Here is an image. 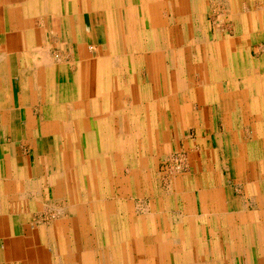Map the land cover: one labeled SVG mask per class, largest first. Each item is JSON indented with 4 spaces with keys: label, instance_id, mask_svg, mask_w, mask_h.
I'll use <instances>...</instances> for the list:
<instances>
[{
    "label": "bare ground",
    "instance_id": "1",
    "mask_svg": "<svg viewBox=\"0 0 264 264\" xmlns=\"http://www.w3.org/2000/svg\"><path fill=\"white\" fill-rule=\"evenodd\" d=\"M121 1L42 0L41 4L37 2L43 12V29L41 31L34 29L36 16H31L30 19L33 21L29 19L31 27L27 31L24 30L25 50L18 51V57L23 61L20 63L17 76L18 89L16 86L15 89L23 102L15 111L26 121L28 128L34 123H39L40 132L53 135L58 144L56 147L59 151L60 167L56 171H51L46 164L45 173L41 178L51 180L56 185L60 196L68 198V207L77 212L78 218L90 221L93 215L96 216V212H102L101 209L95 211L92 209V195L97 194L98 180L107 177L105 180L110 188L115 173L114 164L119 161L117 157L131 159L129 162L133 164L135 172H138L136 170L139 165L142 168L151 165L144 157L156 149L158 125L151 120L149 110L162 108L163 104L164 107L174 109L177 107L174 96L177 92L184 91L190 98L192 84L184 79L186 74L190 80L193 71L199 72L202 81L196 89L203 95L202 100L207 101L212 95H216L213 97L214 102L226 104L229 102L228 109L233 107L232 102L242 94L237 86L224 87L220 78L234 80L235 75L243 78L247 83L248 89L245 90L247 93L250 88L258 87L256 75L258 66L256 60L248 55L250 51L248 36L250 32H255L264 24V0H217V4L218 2L222 4L219 23L213 25L209 22L204 25L205 32H202V38L195 37L196 25L190 21L191 15L194 16L195 9L200 6L199 0L169 1V19H165L164 14L159 12L165 7L164 0ZM92 14L96 17L102 14L103 17L98 23H105L106 37L101 50L97 47L92 48L90 27ZM176 23L183 24V28L189 33L183 31L178 33L180 29H176L178 28ZM196 27L203 30L200 25ZM38 33L39 37L43 36V45H38L40 40ZM200 44L208 51L202 56L204 65L197 66L189 60L183 65L181 61H187L188 51ZM8 52L2 50L0 46V119L5 122L9 117L8 110H13H10L9 103H14L15 95L14 92L8 100L2 93V88L8 80L15 82L12 75L6 73L5 59ZM262 57L258 62L260 69L264 67V56ZM225 62L228 63V67L225 66ZM210 63L215 64L216 68L210 70ZM161 93L168 95H163L162 98V95H158ZM235 110L234 106L233 111ZM12 114L16 117V114ZM256 122L254 128L258 125ZM254 130L255 135L257 129ZM9 146L0 142V157L3 160L0 167V238L4 239L7 246L6 255L9 256L10 262L8 264H11L12 257L15 259L13 261H20V264H75L79 259L85 261L84 264H92V257L86 256L89 252L74 249L71 239L62 241L61 247L57 249L49 250L45 245H38L40 249L48 250L50 254L48 262H44L42 257L30 256L29 249H25V253L14 251L15 255L11 254V249H14L12 247L24 239L13 235L10 227L12 216L16 212H21L23 219L28 218L25 210H19L21 205L17 203L19 202L17 198H20V202L29 200L32 196L38 198L36 189L40 182L37 181L39 178H32L27 174L15 175L9 170L6 171V161L11 169L17 159L9 164L7 159L9 156L4 155V152L10 154L9 150L12 151ZM139 155H142V158ZM175 164L177 167L183 166L178 160ZM18 183H22V187L18 188ZM97 204L96 208L102 204L105 206V212L103 211L99 217L100 221H107L106 215L115 212V203L109 200L103 203L97 201ZM120 206L123 209L126 205L121 203ZM71 224L74 227L72 231H76V223ZM67 226L69 227V224ZM1 228L5 233L1 234ZM136 232H140L138 227ZM53 236L54 233L51 231V240L48 237L47 244L49 242L51 244ZM162 243L157 242L156 246ZM159 248L160 246L156 249Z\"/></svg>",
    "mask_w": 264,
    "mask_h": 264
},
{
    "label": "rangeland",
    "instance_id": "2",
    "mask_svg": "<svg viewBox=\"0 0 264 264\" xmlns=\"http://www.w3.org/2000/svg\"><path fill=\"white\" fill-rule=\"evenodd\" d=\"M33 1L35 3L37 0ZM39 1L41 4L42 0ZM169 1L171 2L164 0L165 7L159 11L164 14L165 19H169ZM199 1L200 6L190 18L191 24L203 27L201 30L194 26L196 38L203 37L204 25L209 22L218 25L222 6L219 2L217 4V0ZM40 7L32 4L31 9L36 11L40 10ZM102 17V14H98L97 17L92 14L90 24L92 48L97 47L100 50L106 37L105 23H98ZM176 24H178L176 29H180L178 33L181 31L189 33L185 31L183 24ZM220 26L222 28V25ZM260 28H264V24L250 37V51L247 52L256 60L258 66L257 88H250L247 93L245 91L248 89L247 83L243 78L236 75L233 76L234 80L220 78L224 87L237 86L242 94L232 102L233 107L228 109L229 102L228 104L214 102L213 97L216 95H212L209 101L202 100L203 95L196 89L202 81L199 72L193 71L190 80L186 74L184 79L192 84L190 98L184 91L177 92L174 95L177 107L174 109L164 107L162 103V108L149 110L148 115L158 125L156 149L149 154L145 153L147 156L144 157L152 166L142 168L139 165L136 170L138 172H135L133 164L129 162L131 159L117 157L120 162L114 164L115 173L110 188L105 180L107 177L98 180L96 188L99 192L96 191L97 194L92 195V209L94 211L101 209L105 212L103 204L96 208L97 201L101 203L113 201L115 212L106 215L107 221H100L102 212H96V216H92V221L78 218L77 212L68 207V198L60 196L56 185L51 180L39 178L37 181L40 185L37 184L36 189L38 198L32 196L29 200L21 202L20 198H17L19 200L17 203L21 205L19 210H25L28 216L26 220L32 223L30 222L27 236L12 247L14 249H11V254L15 255L14 251L25 253V249H29L30 256L42 257L44 262H48L50 260L48 250L40 249L38 245H45L49 250L57 249L61 247L62 241L71 239L74 249L89 252L86 256L92 257V264H264V67L260 69L258 65L259 59L264 56V30ZM205 51L208 53L200 44L188 51L187 61L181 62L185 65L189 60L192 64L202 66ZM225 63L228 67V63ZM15 64V62L11 64L14 72ZM209 67L212 70L216 65L210 63ZM7 90L3 93L6 94L5 97L7 95L10 97ZM158 95L164 98L163 95L168 94ZM18 96L19 94L16 95L17 99ZM34 113L36 114V111ZM17 116H20L19 113ZM255 122L258 124L256 128ZM254 129H257L255 135ZM49 137L50 141L40 143L39 154L43 157L39 170L43 173L46 164L51 171H56L60 167L59 151L56 147L58 144L53 135ZM208 149L210 151H206ZM24 151L25 149H18L19 159L10 150V154L4 152V155L9 156L7 157L9 164L17 158V165L11 169L6 161V171L9 170L15 175H25L23 155L31 152ZM211 155L213 156L209 157ZM139 156L142 158V155ZM46 158L48 160L44 162ZM177 160L182 167H177L175 164ZM31 161L33 164V158ZM1 163L3 160L0 157V167ZM28 169L31 172L32 168L29 165ZM22 185L18 183L17 186L20 188ZM121 203L126 205V209L121 208ZM14 216L19 219L18 214L15 213ZM72 222L76 223L77 232L72 231L74 229ZM137 227L140 232H136ZM51 231L54 236L48 245L46 240L50 237ZM3 233L5 232L1 228V234ZM161 241L164 244L156 249L159 247L156 246L157 242ZM6 248L4 239L0 238V264L10 263ZM11 259V264L13 262L20 264V261H13L15 260L13 257ZM84 263L86 262L79 259L75 264Z\"/></svg>",
    "mask_w": 264,
    "mask_h": 264
},
{
    "label": "crops",
    "instance_id": "3",
    "mask_svg": "<svg viewBox=\"0 0 264 264\" xmlns=\"http://www.w3.org/2000/svg\"><path fill=\"white\" fill-rule=\"evenodd\" d=\"M15 1H17V2H15ZM32 2H33V5H35L36 7L39 6L38 5V3L40 2L39 0H37L35 3L33 0H6V1L0 0V46H1L2 50L9 51L7 59H5V61H6V63H5L6 73H8V74L10 73V75H12V78H14V80H15V82L8 80L7 84L2 88V93H3V91L8 89L7 92H8V94H10V97L7 95L6 99L9 100V98H11V94L14 95V92H15V95H14V103L13 104L9 103L10 110H12V109L13 110L12 111L8 110V113H9L8 119L6 120V122L4 120L0 119V125H1L0 127L3 126V128H0V142L9 144L10 145L9 147L12 149L11 152L13 153V151H14V153H15L14 156L17 158H18L17 155H18L19 147H20V149H25V152H26V150H30V152H31L30 154L23 155L25 166H26L25 167L26 168L25 174H27L28 176H31L32 178L38 179V178H41V175L44 174L43 172H41L39 170L40 166L42 165V159H41L42 157H40L41 154H39L40 143L43 141L48 142L49 141V134L48 133L42 134L40 132V124L39 123H34L33 125H31V127L28 128L26 121L24 119L22 120V118H20V116H17V111H15V110H18L15 108H20L19 106H21L20 104H21V102H23L20 100L19 96H18V99L16 98V94H18V92L15 89V86L18 89V87L16 85V82H18L17 76H18V73L20 71V63L23 61V59L18 57V51L25 50V47H26L25 34H26V32H24V30L27 31V29H29L31 27L29 24L30 17L31 16L33 17V15H36L35 24L33 23L35 25L34 29L36 31H41L43 29V22H42L43 21V12L41 9L40 10L36 9V11H33L31 9ZM21 7H22V9H21ZM26 12H27V14H26ZM33 12H36L37 14L36 13L34 14ZM53 27H54V25H53ZM260 29L264 30V28H260ZM257 31L258 30H255V32H250V34L248 36V43H250L249 38L251 36H253V33H256ZM38 37H39V33H38ZM39 39L40 40H39L38 45H43V36H40ZM12 62L16 63L14 65L15 72L12 71V69H11L12 68V65H11ZM10 82H12L11 85H10ZM13 88L15 91H13ZM5 95L6 94H3L4 97H5ZM17 104H19V105H17ZM30 109H31V107H30ZM13 111H15V112H13ZM11 112L16 114V117H14V115ZM27 128L29 130H27ZM18 143H20V145H18ZM31 156H32L33 161H34L33 164L31 161V159H32ZM45 160L47 161L48 159L46 158ZM15 164H17V163H15ZM28 165L31 166L30 168H32L31 172L28 169ZM35 168H36V170H35ZM20 213L21 212H16V214L19 215V219L14 215L12 216V219L10 221L12 226H10V227H11V230H13L14 236L26 237L27 236L26 233L28 232V228L30 226L31 221L23 219L22 213H21V215H20Z\"/></svg>",
    "mask_w": 264,
    "mask_h": 264
}]
</instances>
